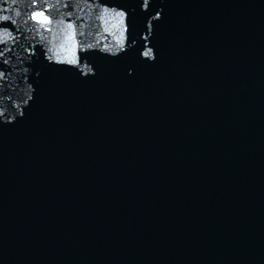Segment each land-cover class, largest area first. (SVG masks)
<instances>
[{"label": "water", "instance_id": "water-1", "mask_svg": "<svg viewBox=\"0 0 264 264\" xmlns=\"http://www.w3.org/2000/svg\"><path fill=\"white\" fill-rule=\"evenodd\" d=\"M0 264H264V0H0Z\"/></svg>", "mask_w": 264, "mask_h": 264}, {"label": "snow or ice", "instance_id": "snow-or-ice-1", "mask_svg": "<svg viewBox=\"0 0 264 264\" xmlns=\"http://www.w3.org/2000/svg\"><path fill=\"white\" fill-rule=\"evenodd\" d=\"M34 18H36V19H47L46 17H44L43 16V13L42 12H37L36 14H35V17ZM4 19H7L6 17H4Z\"/></svg>", "mask_w": 264, "mask_h": 264}]
</instances>
